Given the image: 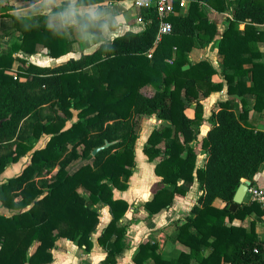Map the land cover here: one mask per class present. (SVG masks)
I'll return each mask as SVG.
<instances>
[{
  "label": "trees",
  "instance_id": "obj_1",
  "mask_svg": "<svg viewBox=\"0 0 264 264\" xmlns=\"http://www.w3.org/2000/svg\"><path fill=\"white\" fill-rule=\"evenodd\" d=\"M188 1L186 14L168 16L171 31L158 41L157 15L149 7L143 9L149 21L144 30L125 32L91 53L51 66H24L26 60L13 52L32 54L42 45L58 58L68 48L62 31L50 26L45 15H10L22 36L0 53V172L24 156L29 160L0 183V207L11 211L0 212V264L49 263L58 239L75 241L89 251L99 204L111 213L97 238L106 252L103 264H117V254L126 247V225L120 219L130 204L114 197V190L128 187L135 166L136 116L152 114L169 124L153 128L142 148L149 161L158 159L154 172L162 183L143 207L151 215L168 210L175 195L185 194L194 179L202 193L174 236L191 251L165 258L157 241L146 240L133 264H190L192 258L200 264H264V241L257 238L254 222L249 230L225 222L226 217L243 219L253 210L264 214L253 201L233 212L228 209L241 178L252 181L264 167V130L248 122L245 108V98L251 97L255 110L264 109V62L253 45L264 41V0ZM205 6L219 12L232 8L233 18L218 42V70L209 60L192 63L187 56L217 33ZM175 9L179 11L177 4ZM84 20L77 15L78 23ZM239 22H244L243 29ZM185 64L190 66L182 69ZM216 73L232 98L211 109V126L201 140L206 158L196 167L190 142L203 121L200 97L222 87L212 81ZM147 84L154 87L151 96L142 92ZM234 95L242 97V107ZM193 101L190 118L184 110ZM43 136L45 142L37 146ZM105 140L114 143L92 155ZM216 198L225 205L215 206ZM34 242L37 246L29 253Z\"/></svg>",
  "mask_w": 264,
  "mask_h": 264
},
{
  "label": "crops",
  "instance_id": "obj_2",
  "mask_svg": "<svg viewBox=\"0 0 264 264\" xmlns=\"http://www.w3.org/2000/svg\"><path fill=\"white\" fill-rule=\"evenodd\" d=\"M77 0H0V53L8 49L13 43L20 41L22 36L13 24L10 15H45L50 26L62 31L64 38L67 40V51L58 58H53L47 54V49L42 45H37L36 51L28 54L22 50L13 52V56L26 60L23 63L26 66L29 62L41 66H51L62 63L68 59L79 58L83 54H88L96 50L101 43L110 42L116 36L125 32H140L144 30L149 22L143 17V9H139L133 4V0H84L78 4ZM189 7L187 0L186 6L174 14H186ZM204 11L207 19L216 24L217 33L215 37L206 45L193 47L188 53V59L194 63L202 59L209 60L213 67L217 70L220 68L222 60L218 52V42L222 32L227 27L230 19L233 18L232 8L229 11H216L215 9L205 6ZM77 15L84 17V24L77 22ZM88 17V19H86ZM141 20H138V18ZM259 26L258 28H260ZM238 28H244V22L238 23ZM156 41V40H155ZM253 45L262 54L259 58L264 62V41L254 42ZM16 64H20L15 62ZM15 76V71H10ZM247 85L251 84V71L247 72ZM24 80V77H19ZM214 83H221L220 90L211 91L209 95L200 97V103L203 106V121L198 127L197 137L190 142L196 152V167L202 166L206 153L201 148V140L210 128L208 118L211 109L217 107L221 101L232 98L227 93V85L224 78L216 73L212 76ZM154 87L147 84L142 88V92L151 96ZM239 106L241 104V96L234 95ZM195 101L188 103L184 112L194 117ZM245 108L248 109V122L255 128L264 130V109L257 111L253 108V99L245 98ZM140 118V123L138 119ZM138 124V136L135 141V166L128 180V187L125 190H114V197L125 199L130 207L124 216L120 219V223L126 225V247L117 254V264H133V256L141 242L146 240H155L159 245V250L165 258H175L180 252L189 253L190 247L186 244L174 240L178 225L182 224L188 215H190L192 206L197 203V198L202 191L196 179L188 186L185 194H176L173 198L171 206L168 210H162L158 214L151 215L143 207V203L149 200L154 191L153 185L159 181L160 177L154 172V166L158 159L149 161L144 154L142 148L137 147V143L141 139L146 141L149 133L160 124H169L166 119H160L154 114L136 116ZM37 144L42 145L45 142ZM40 140V141H41ZM145 143V142H144ZM162 145V143H161ZM29 157V156H28ZM29 160V159H28ZM24 156L12 162L0 172V183L8 177L18 174L23 165L28 161ZM80 164V163H79ZM78 164V165H79ZM56 168L53 170V172ZM49 176V175H48ZM162 185V183L160 184ZM251 185L264 186V170L261 169L257 176H254ZM79 192L87 196V192L80 188ZM251 202L245 197L243 203ZM242 203V204H243ZM213 204L217 207H223L225 202L216 198ZM241 205V204H240ZM99 212V222L92 232V247L89 251L84 250V245L79 247L75 241L69 239H58L52 248L53 259L45 264H103L105 258V249L98 243V236L103 228L111 219L109 207L105 204L97 205ZM260 210V207L258 208ZM0 212L10 214L11 211L5 207H0ZM227 225H242L247 230L250 228L251 222H254L255 233L257 238L264 241V214L258 213L256 210L246 214L243 219L233 218L229 220L225 218ZM37 246L34 242L28 252L31 253ZM208 251V248L205 249ZM190 264H200L198 258L190 259ZM229 264V263H226Z\"/></svg>",
  "mask_w": 264,
  "mask_h": 264
},
{
  "label": "built area",
  "instance_id": "obj_3",
  "mask_svg": "<svg viewBox=\"0 0 264 264\" xmlns=\"http://www.w3.org/2000/svg\"><path fill=\"white\" fill-rule=\"evenodd\" d=\"M186 3L187 0H133L134 6L139 9L152 7L155 10L158 20L156 41L160 40L162 35L171 31L172 26L167 18L176 12L175 4L182 9L186 6ZM138 20H141V18L139 17ZM262 169L264 170V167ZM246 197L250 201L258 203L264 211V186L250 185Z\"/></svg>",
  "mask_w": 264,
  "mask_h": 264
},
{
  "label": "water",
  "instance_id": "obj_4",
  "mask_svg": "<svg viewBox=\"0 0 264 264\" xmlns=\"http://www.w3.org/2000/svg\"><path fill=\"white\" fill-rule=\"evenodd\" d=\"M190 66V64H185L182 66V69H187ZM112 143H114V141H108L105 140L104 143L100 146L95 147L92 151L91 154L95 155L96 153H98L99 151L109 147ZM251 185V180L248 178H241L239 185L237 186L233 197H232V201L228 206V209L230 211H235L237 209V207L243 203L245 197H246V193L248 190V187Z\"/></svg>",
  "mask_w": 264,
  "mask_h": 264
},
{
  "label": "rangeland",
  "instance_id": "obj_5",
  "mask_svg": "<svg viewBox=\"0 0 264 264\" xmlns=\"http://www.w3.org/2000/svg\"><path fill=\"white\" fill-rule=\"evenodd\" d=\"M72 120H74V117L72 118ZM138 121H139V123H140V118L138 119ZM138 127H139V126H138ZM143 140H144V139H141L140 142L137 143V144H138L137 147H139V148L143 147L144 142H145V141H143ZM42 142H43V140L40 141V144H41ZM28 156H29V155H28ZM28 156H27V160L29 159ZM27 162H28V161H27ZM27 162H26V163H27ZM84 162H86V161L83 160L82 162H80V164H81V163H84ZM26 163H25V164H26ZM25 164H24V165H25ZM24 165H23V166H24ZM77 165H78V164H76L74 167H72V170H73ZM158 187H160V183H159V181L156 182V183L153 185V187H152V191L156 190Z\"/></svg>",
  "mask_w": 264,
  "mask_h": 264
}]
</instances>
